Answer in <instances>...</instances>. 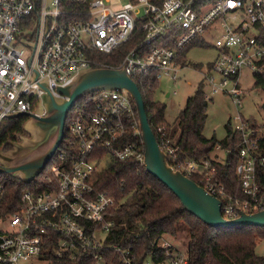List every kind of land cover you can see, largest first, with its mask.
Listing matches in <instances>:
<instances>
[{
  "label": "built area",
  "instance_id": "built-area-1",
  "mask_svg": "<svg viewBox=\"0 0 264 264\" xmlns=\"http://www.w3.org/2000/svg\"><path fill=\"white\" fill-rule=\"evenodd\" d=\"M262 31L264 0H128L122 6L116 0H0V123L18 113L46 116L45 107L38 111L46 89L67 99L61 89L71 88L83 72L115 68L103 65L99 54H111L131 41L136 46L115 69H125L139 87L176 83L190 66L189 48L212 46L217 56L202 81L207 99L213 98L209 88L241 107L243 70L250 69L256 80L264 77ZM251 118L238 111L229 119L240 136L236 172L245 199L230 195L212 167L211 160L223 162L229 150L217 148L222 159L212 157L216 149L211 160L180 161L171 128L157 127L169 164L190 178L200 176L201 186L222 201L226 219L264 209L258 183V168H264L262 124ZM65 132L64 146L40 174L46 186L30 183L12 213L5 214L6 185L0 180V264H50L48 252L72 260L89 255L95 264H108L107 249L133 264L130 250L105 244L114 226L109 212L118 203L97 190L94 178L112 161L145 163L134 99L126 90L85 94L71 107ZM167 238L157 241L168 256L159 264H188L187 253ZM142 264L156 263L148 258Z\"/></svg>",
  "mask_w": 264,
  "mask_h": 264
},
{
  "label": "trees",
  "instance_id": "trees-1",
  "mask_svg": "<svg viewBox=\"0 0 264 264\" xmlns=\"http://www.w3.org/2000/svg\"><path fill=\"white\" fill-rule=\"evenodd\" d=\"M260 42L264 46V31L261 33ZM134 46L135 41H131L111 54H99L98 58L106 67L116 68ZM194 46L212 47L208 44ZM193 65L200 69L204 67L203 64ZM211 67L212 63H209L208 68ZM256 86L263 89L264 77H257ZM160 87L161 83L140 87L150 125L156 136L159 137L158 126L167 125L171 128L170 136L176 138L180 161L211 160V154L218 147L224 151L229 150L223 162L211 160L212 167L230 195L247 198L236 172L240 136L234 132L230 121L226 125L227 133L224 138L218 139L215 135L209 138L204 135L211 101L207 99L204 83L201 82L195 93L188 97L175 125L167 124L166 105L155 98V92ZM28 120L29 117L23 115L7 118L0 123V153L12 151L21 142L22 137L27 134L25 125ZM251 122L257 124L254 118H251ZM260 128L263 137L260 152L264 155V124ZM64 144L65 140L61 147ZM43 175L35 179V185L46 186ZM191 178L202 185L200 176ZM0 180L6 185L3 201L5 214L12 213L20 207V197L29 185L6 173H0ZM94 182L99 192H107L118 203L109 212L114 226L108 233L105 244L130 250L133 264H142L148 258H152L156 264L168 260L166 249L158 246L157 241L161 237H176L181 223L186 226L190 238L188 264H264V256L258 255L256 250V236L264 239V227L215 228L204 223L187 211L174 192L135 159L112 161L105 170L95 175ZM258 183L264 194L263 167L258 168ZM105 252L108 264H124L122 255L116 250L107 249ZM46 257L50 264H95L93 257L89 255L72 260L68 257L59 258L48 252Z\"/></svg>",
  "mask_w": 264,
  "mask_h": 264
},
{
  "label": "water",
  "instance_id": "water-1",
  "mask_svg": "<svg viewBox=\"0 0 264 264\" xmlns=\"http://www.w3.org/2000/svg\"><path fill=\"white\" fill-rule=\"evenodd\" d=\"M61 90L67 99H57L46 89L43 96L46 116L18 113L8 117L28 116L25 128L33 131L36 137L25 138L12 151L0 153V173L11 174L26 184L32 183L61 145L67 115L77 99L99 90H126L137 108L145 146L146 169L174 192L187 211L215 228L264 227V209L251 214L242 212L238 218L226 219L222 214V201L218 197L169 164L150 125L142 91L125 69L93 68L80 74L71 88Z\"/></svg>",
  "mask_w": 264,
  "mask_h": 264
},
{
  "label": "rangeland",
  "instance_id": "rangeland-1",
  "mask_svg": "<svg viewBox=\"0 0 264 264\" xmlns=\"http://www.w3.org/2000/svg\"><path fill=\"white\" fill-rule=\"evenodd\" d=\"M121 6L128 0H116ZM216 36V35H215ZM211 41L209 36H206ZM217 56V52L212 47L195 46L192 47L187 53V63L190 65L188 68L182 70L179 79L176 83L168 80L161 81V87L155 92V98L166 105L165 120L169 125H175L179 114L184 109L188 97L193 95L198 88V85L203 81L204 75L207 72L208 64L211 63ZM193 64H203L202 69L194 67ZM256 78L250 69H244L240 76V83L245 91V96L242 100V106H237L233 99L224 93L211 94L210 89H206L213 97L208 107V118L206 120L204 135L206 137L216 136L222 139L226 136V125L231 116L235 115L238 111L242 112L246 117L250 116L255 118L260 124H264V90L256 86ZM174 91L177 94H174ZM171 93L167 96V93ZM44 104L40 102L38 111L42 112ZM27 134L22 137L23 139H32L36 135L34 132L28 130ZM222 154V150H219ZM220 158V157H219ZM52 164V163H51ZM50 163L47 165L49 168ZM31 185V184H27ZM246 213V212H245ZM183 223L179 225L178 234L176 237L167 238L172 242L180 252L187 253L189 248V234ZM186 230V231H185ZM257 237V254L264 256V239ZM163 264H169L165 262Z\"/></svg>",
  "mask_w": 264,
  "mask_h": 264
},
{
  "label": "crops",
  "instance_id": "crops-1",
  "mask_svg": "<svg viewBox=\"0 0 264 264\" xmlns=\"http://www.w3.org/2000/svg\"><path fill=\"white\" fill-rule=\"evenodd\" d=\"M167 96H170L169 92L167 93ZM218 156H219L220 158H219ZM212 157H213V158H219V159H222V156L219 154V150H218V149L215 151V153H213Z\"/></svg>",
  "mask_w": 264,
  "mask_h": 264
}]
</instances>
